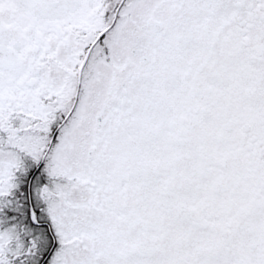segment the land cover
Returning a JSON list of instances; mask_svg holds the SVG:
<instances>
[{
  "label": "snow or ice",
  "instance_id": "1",
  "mask_svg": "<svg viewBox=\"0 0 264 264\" xmlns=\"http://www.w3.org/2000/svg\"><path fill=\"white\" fill-rule=\"evenodd\" d=\"M0 264H264V0H0Z\"/></svg>",
  "mask_w": 264,
  "mask_h": 264
}]
</instances>
